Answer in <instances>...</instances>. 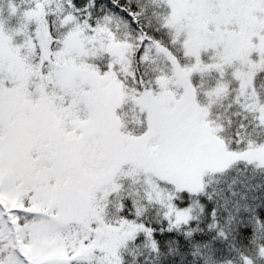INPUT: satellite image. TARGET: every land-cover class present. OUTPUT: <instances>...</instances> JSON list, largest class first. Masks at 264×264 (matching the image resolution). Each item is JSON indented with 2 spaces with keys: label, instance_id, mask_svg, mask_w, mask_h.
I'll return each instance as SVG.
<instances>
[{
  "label": "snow or ice",
  "instance_id": "1",
  "mask_svg": "<svg viewBox=\"0 0 264 264\" xmlns=\"http://www.w3.org/2000/svg\"><path fill=\"white\" fill-rule=\"evenodd\" d=\"M0 264H264V0H0Z\"/></svg>",
  "mask_w": 264,
  "mask_h": 264
}]
</instances>
